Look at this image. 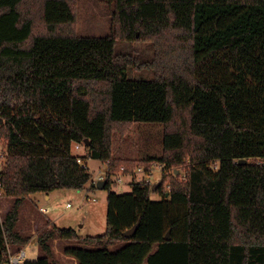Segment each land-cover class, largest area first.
Instances as JSON below:
<instances>
[{
	"label": "trees",
	"instance_id": "1",
	"mask_svg": "<svg viewBox=\"0 0 264 264\" xmlns=\"http://www.w3.org/2000/svg\"><path fill=\"white\" fill-rule=\"evenodd\" d=\"M103 1L111 31L96 37L78 34V0H0V190L14 199L0 264L9 245L32 240L17 230L32 195L95 188L74 144L108 166L106 231L54 225L24 264H59L55 239L72 243L64 252L78 264H264V0ZM136 123L163 125L160 155L115 156L114 134ZM154 165L185 167L186 178L167 191L145 180L112 190L118 173Z\"/></svg>",
	"mask_w": 264,
	"mask_h": 264
},
{
	"label": "rangeland",
	"instance_id": "2",
	"mask_svg": "<svg viewBox=\"0 0 264 264\" xmlns=\"http://www.w3.org/2000/svg\"><path fill=\"white\" fill-rule=\"evenodd\" d=\"M111 31V10L103 0H78V34L80 36L102 37L108 35ZM118 48L125 52H132L140 58L153 55V49L145 42H124L118 43ZM129 75L133 78H153V72L131 69ZM164 133L163 125L136 123L131 130L125 134H114V154L119 157L132 159H141L148 155H160L162 152L161 139ZM82 148L84 146L82 145ZM85 149V148H84ZM4 144H0V153H3ZM72 153L77 155L78 149L73 145ZM255 162V160H251ZM91 173L94 176L93 181L98 176L107 178L108 166L100 160H91L88 164ZM144 167V166H143ZM185 167L172 168L164 170L161 167H149L146 175H139V178L148 179L151 185L162 183L165 191L169 190L170 179L173 176L186 177ZM117 176L115 179L117 180ZM132 178H122L121 183L113 184L112 190L119 193H131ZM86 190H56L52 194L50 202L45 201L43 194L32 195L21 207V217L17 230L25 236H31L29 245L38 243V236L44 231L49 230V222L44 218L58 217V224L61 228L73 226L80 231L83 236H98L105 233L107 228V196L105 189L92 188L90 183ZM160 193L152 192L153 200H161ZM14 199L0 197V222L10 211ZM46 207L49 212H46ZM44 216V217H42ZM10 246V245H9ZM64 246V244L62 245ZM14 249H20L19 246L12 245ZM54 259L59 264H74L72 259L63 255L60 245L52 241Z\"/></svg>",
	"mask_w": 264,
	"mask_h": 264
},
{
	"label": "built area",
	"instance_id": "3",
	"mask_svg": "<svg viewBox=\"0 0 264 264\" xmlns=\"http://www.w3.org/2000/svg\"><path fill=\"white\" fill-rule=\"evenodd\" d=\"M75 147L77 149H80L82 147L81 144H76ZM78 158H77V161L80 165L86 167V168H89L88 167V163H86V161L82 158V155L78 154L77 155ZM4 162H5V152L3 153H0V171L2 170L3 168V165H4ZM153 167H158L156 165H154ZM90 169V168H89ZM149 171V168H146V167H140L139 169H137L134 174H131V175H125L123 173H118L117 174V182L118 183H121L122 182V178H132L131 182L133 180L135 181H149L148 179H145V178H139V175H146V173ZM149 174V172H148ZM102 180H105L102 176H98L95 178L94 180V183H97L99 181H102ZM2 190H0V197L2 196ZM28 258V253H27V247L25 248H20V249H14L13 247L11 246H8V263L7 264H24L26 262Z\"/></svg>",
	"mask_w": 264,
	"mask_h": 264
},
{
	"label": "crops",
	"instance_id": "4",
	"mask_svg": "<svg viewBox=\"0 0 264 264\" xmlns=\"http://www.w3.org/2000/svg\"><path fill=\"white\" fill-rule=\"evenodd\" d=\"M74 145H76V144H74ZM73 150V149H72ZM78 151H79V153L78 154H80V155H82V156H84L85 154H86V150L84 149V148H80V149H78ZM77 154V155H78ZM91 160H93V159H88L87 160V163L89 164V162L91 161ZM54 192H56V191H54ZM54 192H51V193H49V194H43L44 196V199H45V201H48V202H50L51 200H52V194L54 193ZM49 210V208L48 207H46V209H45V211L46 212H49L48 211ZM20 217H21V210H20ZM42 217H44V216H42ZM48 222H49V224H48V226L49 227H53L54 225H56V226H58V227H60L59 225H57L58 223V217L57 218H51V217H49V216H46V217H44ZM64 228H66V227H64ZM67 228H74L73 226H69V227H67ZM81 236H83V234H81L80 233V231H77ZM90 235V234H89ZM89 235H87V236H89ZM53 241H55V243H57L58 242V244L60 245V247L62 248V254L63 255H65L67 258H69V259H72V261H74V264H78V261L75 259V258H73V257H69V256H67L66 254H65V248L67 247V246H69V245H72V243H70V242H67V241H64V240H60V239H55V240H53ZM52 244V243H51ZM64 244V246H62ZM120 245H116V246H114V247H112V249H117L118 247H119ZM27 253H28V258H38V257H40L41 255H42V253H41V250H40V246H39V244H37V243H34V244H31V245H28L27 246Z\"/></svg>",
	"mask_w": 264,
	"mask_h": 264
},
{
	"label": "water",
	"instance_id": "5",
	"mask_svg": "<svg viewBox=\"0 0 264 264\" xmlns=\"http://www.w3.org/2000/svg\"><path fill=\"white\" fill-rule=\"evenodd\" d=\"M247 162L248 161L246 159L241 161L242 164H246ZM162 183H163V181L160 182L159 184L154 185L152 189L156 190V188L161 186ZM106 185H107V179L95 183V187L98 188V189H102V190L105 189ZM139 225H140V223H138L136 226H134L131 230H128L127 232H125V234H124L125 237L131 238L136 233ZM166 240H168V241L171 240L170 233L166 237Z\"/></svg>",
	"mask_w": 264,
	"mask_h": 264
}]
</instances>
